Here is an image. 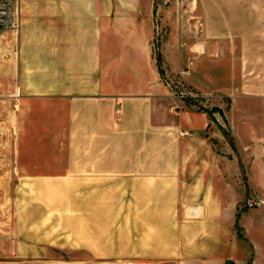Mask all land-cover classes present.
Masks as SVG:
<instances>
[{
    "label": "rangeland",
    "instance_id": "1",
    "mask_svg": "<svg viewBox=\"0 0 264 264\" xmlns=\"http://www.w3.org/2000/svg\"><path fill=\"white\" fill-rule=\"evenodd\" d=\"M66 1L15 0L12 30L22 5ZM176 2V25L156 41L180 31L209 53L196 65L184 55L169 82L178 98L217 115L203 136L219 163L228 160L233 186L213 189L218 202L187 187L168 218L162 204H123L119 219L101 220V184L83 181L100 158L89 156L101 152L100 125L73 122L64 98L27 101L16 81L3 85L0 56V264H264V0ZM101 231L121 233L123 251L101 252Z\"/></svg>",
    "mask_w": 264,
    "mask_h": 264
},
{
    "label": "crops",
    "instance_id": "2",
    "mask_svg": "<svg viewBox=\"0 0 264 264\" xmlns=\"http://www.w3.org/2000/svg\"><path fill=\"white\" fill-rule=\"evenodd\" d=\"M164 1L174 3L173 9L167 10ZM176 4L67 0L22 5L19 28L0 36L3 85L16 81L27 101L64 98L77 119L73 122L100 125L101 152L89 153L100 158L85 169L83 181L101 184V220L119 219L123 204H162L167 216L161 218H168L170 204L180 202L187 187L206 189L214 197V188L233 186L228 160L219 163L217 150L203 136L217 115L178 98L169 82L186 66L184 55L194 57L196 65L209 53L180 31L156 41L159 30L176 25L169 15ZM194 142L198 146L192 147ZM192 213L199 216L202 209ZM121 244V233L101 231V252L123 251L115 247Z\"/></svg>",
    "mask_w": 264,
    "mask_h": 264
},
{
    "label": "built area",
    "instance_id": "3",
    "mask_svg": "<svg viewBox=\"0 0 264 264\" xmlns=\"http://www.w3.org/2000/svg\"><path fill=\"white\" fill-rule=\"evenodd\" d=\"M15 0H0V36L17 26ZM185 72V71H184ZM183 74V72L181 71Z\"/></svg>",
    "mask_w": 264,
    "mask_h": 264
}]
</instances>
